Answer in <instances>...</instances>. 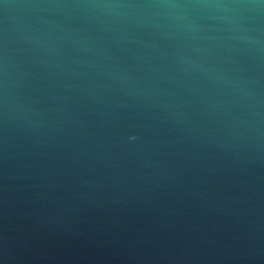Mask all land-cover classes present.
<instances>
[{"label": "water", "instance_id": "water-1", "mask_svg": "<svg viewBox=\"0 0 264 264\" xmlns=\"http://www.w3.org/2000/svg\"><path fill=\"white\" fill-rule=\"evenodd\" d=\"M201 2L0 0V264H264V18L89 6Z\"/></svg>", "mask_w": 264, "mask_h": 264}, {"label": "clouds", "instance_id": "clouds-1", "mask_svg": "<svg viewBox=\"0 0 264 264\" xmlns=\"http://www.w3.org/2000/svg\"><path fill=\"white\" fill-rule=\"evenodd\" d=\"M97 8H121V7H134V8H204V9H221V10H253L255 11L254 19L259 22L264 18V0H259V3L251 2V0H227V2H201V3H165V4H95L89 5ZM223 19V18H222ZM241 18H235V26L237 28H243L249 30L247 26L239 23ZM251 19V18H250Z\"/></svg>", "mask_w": 264, "mask_h": 264}]
</instances>
